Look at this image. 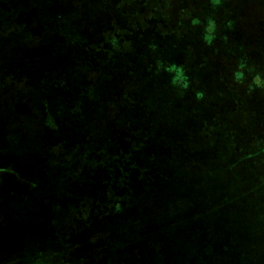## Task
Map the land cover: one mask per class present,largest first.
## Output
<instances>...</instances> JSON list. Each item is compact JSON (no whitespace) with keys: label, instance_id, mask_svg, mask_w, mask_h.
<instances>
[{"label":"crops","instance_id":"crops-1","mask_svg":"<svg viewBox=\"0 0 264 264\" xmlns=\"http://www.w3.org/2000/svg\"><path fill=\"white\" fill-rule=\"evenodd\" d=\"M39 20L43 18L39 17ZM24 46L20 56L25 54V59L10 52L0 56V69L4 65V71L0 72V102L7 100L8 103L0 105V264L38 261L46 264H152L164 246L163 233L178 228L188 233L184 244L197 248L192 257H202L214 233L213 210H205V200L221 197L216 210L224 214L237 212L240 208L244 214L249 213L246 204L250 190L236 175L237 165L229 160L230 152L223 153L219 161V149L201 154L192 141L173 143L171 125H154L151 126L153 130L145 133L144 127L132 125L125 128L120 124L114 127V131L105 132V137L96 134L92 139L89 131L86 135L81 133L83 136L78 134L75 142L67 145L62 141L65 135H60L69 132L61 130L59 116L63 118L66 113L77 112L61 106V112H56L61 114L51 123L52 141L45 142L44 121L40 119L32 123L33 116L43 114L45 125L48 124L42 96L35 95V91L45 82L43 70L51 66L44 67L37 61L30 63L26 58L28 53H36L38 57L40 43L34 48ZM90 55L88 59H91ZM17 62L19 65L13 66ZM104 64L108 69V63L104 61ZM133 65L135 67L128 68L132 76L128 82L121 84L123 81L118 76L124 74L121 68L122 74L117 71L114 79L101 76L84 84L86 94L93 85L101 87V96L116 91V100L112 101L116 103L113 113H155L157 105L154 101H146V89L156 86L157 82L169 88L168 100L174 98L175 90L180 92V97L175 96V100L183 103V112H194L192 107L199 103L201 107L209 102L205 106L210 107L215 101L210 98L208 88L206 91L202 87V90L189 89L184 83L185 87L175 82L170 72L173 68L171 62L164 63V69L159 73L154 72L155 67L149 62H135ZM125 75L128 76L129 72ZM202 80L204 85L208 77L203 76ZM55 84H52L54 90ZM103 84L110 89L102 88ZM134 96L138 105L136 110L120 105L119 101L133 100ZM193 97L195 99L191 100ZM164 104H158L157 108L163 107L159 109L160 113H166ZM143 108L144 111L140 112ZM206 110L204 113L217 111L215 107ZM91 111L109 112L107 107ZM198 128L187 134H199ZM118 144L122 150H131V156L125 157L118 152ZM66 145L71 146L69 153L65 152ZM49 151L57 158L64 155L66 163H48ZM190 154L194 157L189 158ZM44 169L56 176V183L38 196L28 193L40 183ZM149 169H158L160 174L150 176ZM162 180L169 183L161 186ZM38 200L41 206L48 208L39 209ZM28 203H35L36 207L29 209L26 207ZM259 212L264 210L259 209ZM26 214L41 219L43 226L25 229L23 216ZM246 220L244 218L245 225ZM255 243L249 240L245 245ZM259 245L262 248L253 259L247 258L249 264H257L259 260L264 264V241ZM244 253L242 255L246 256Z\"/></svg>","mask_w":264,"mask_h":264},{"label":"rangeland","instance_id":"rangeland-1","mask_svg":"<svg viewBox=\"0 0 264 264\" xmlns=\"http://www.w3.org/2000/svg\"><path fill=\"white\" fill-rule=\"evenodd\" d=\"M0 1L11 3L14 5V9L21 13H24L22 10L31 11L32 19L34 21L38 19L40 25V27L38 26L40 31L38 40L41 44L38 57H36V53H28L26 58L28 57L30 63L37 61L44 67L51 66L49 69L55 77L53 80L56 83V90L52 85L53 82L45 80L43 86L35 91V95L42 96L43 110L46 113H52L53 118L61 114L56 113L58 110L61 112V106H63L62 108H72L77 112L66 113L63 118L59 116L61 118V130L72 134L78 131L77 134H74V140L78 134L83 136L79 132L81 129L84 130L85 135L92 130L91 133L97 132L98 137H105L110 131L115 130L116 125L126 126L130 123L131 117H134L135 114L142 116V113H113L116 110V103L112 101L116 100L114 95L116 91L114 93L110 91L107 96H101L99 92L101 87L93 85V96H88V93L85 92L87 86L84 84L93 82L94 78L103 76L114 79L118 72L122 74L120 68H115V64L108 63V69H106L107 66L104 61L94 59V54H91V59H88L89 56L87 57L83 53L85 42L87 40L96 42L101 31L105 29L110 31L113 29L112 26L122 28L138 24L141 21L145 28L143 35L150 31V35L157 42L151 50H147L149 43L146 36L141 37L139 43L136 42V37H131V42L127 44L129 45L128 48L136 46L143 52L133 54L128 58V61H132L133 64L135 62L155 61V59L161 62H175L177 57H175V51L184 44L189 52L197 51L196 47L208 48L211 51L209 57L215 62L231 64L236 72V89L241 91V95L236 101V113H233L232 110L230 113H226L224 110V113H204L205 117L204 114L193 116L195 113H201V111L183 112V103L175 100V96L180 97V92L175 90L173 92L174 98L168 100L169 88L160 85L158 82L151 89H146V101L148 103L154 101L157 107L158 104L165 103L163 106H165L166 113L173 115V125H178L179 122L180 124L188 122V126L184 130L177 126L179 127L177 130L183 132L179 134L181 141L184 144L187 141H192L201 154H208L219 149V161H221L223 153L227 151L232 153L233 150L240 151L245 148L248 155L261 156L257 160H242L237 165L238 173L236 175L243 179L246 188L250 190L247 192L250 195L246 204L248 205V214H244L241 208L237 212L228 214H224L220 210L217 211L216 207L221 203V197L205 200V210L208 212L213 210L211 217L214 233L207 248L208 251L209 249L212 251L204 257L202 264H245V262L239 261L244 252L248 259H253V256L258 253V249L260 251L262 248L259 244L264 241V212H259V209L264 210V149L259 154V148L262 146L259 143L264 137V102L260 99L264 98V0H164L166 5L159 0H156L155 3L151 0H137L139 2L136 0ZM156 12L158 13L155 14ZM39 17L43 20H39ZM164 33L171 36L163 37ZM21 51L13 49L9 50L8 53H14L18 58H21L25 55L20 56ZM200 56L204 55L197 53L189 54L186 57L189 62L207 60V58ZM88 61L90 65L87 64ZM18 65L19 62L13 66ZM187 69L195 73L191 67H187ZM125 70L123 72L124 74L129 72L128 76L118 75L123 81L121 84L132 79L131 71H128V68ZM139 72L142 74L141 70ZM205 72H198L197 75L200 78L203 76L207 78L208 75ZM180 74L179 71V76H181ZM44 77L47 78L46 75ZM157 77L159 80L162 79V76ZM64 79L70 80L64 81ZM203 83L204 81L201 83V87L206 90L208 88L210 98H215V84L209 80L205 81L206 84L202 85ZM107 87L104 84L102 86V88ZM126 87L133 88L130 85H126ZM108 88L110 89V87ZM180 90L183 92L184 88L181 86ZM244 97L245 99L250 98V100L244 101ZM136 101L134 96L133 100L125 101L124 99L119 102L120 105H128L130 110L133 108L136 110L138 108ZM224 103V100L219 102V107H222ZM106 107L108 113H90L91 110H104ZM157 107L154 114H157L156 116L164 123L163 120H167V117L164 116L165 113H160V108ZM216 114L221 117V122L213 123L212 131L205 135L187 134L190 127L192 130L195 129L193 125L205 128L209 120L213 116H217ZM146 121L148 120L146 113H144L141 122L144 124ZM99 126H102V129ZM71 129L75 131L73 132ZM63 135L66 134L60 136ZM60 156L61 158H57L52 151H49L48 163L61 165L66 163L67 158H63L64 155ZM41 160L45 164L43 159ZM171 174H175V171H171ZM55 183L56 176L50 175L49 170L44 169V176L40 177V183L28 193L38 196L39 193L47 191ZM168 183V180H162L159 185L165 186ZM220 195H222V191ZM26 207L34 209L36 204L28 203ZM37 207L42 210L48 208L45 205L41 206L39 200ZM32 214L23 216V227L28 230L33 227L41 228L43 226L42 220L32 216ZM244 218L247 219L246 225L251 224L250 227H246ZM163 235H165L164 246L153 263L183 264V261L187 259L184 263L187 264L197 251L194 245L187 247L184 244L187 242L188 233L178 228L167 230ZM249 240L256 243L253 246L245 245L246 242L249 243ZM162 250L164 255H162ZM32 264L46 263L38 261Z\"/></svg>","mask_w":264,"mask_h":264},{"label":"trees","instance_id":"trees-1","mask_svg":"<svg viewBox=\"0 0 264 264\" xmlns=\"http://www.w3.org/2000/svg\"><path fill=\"white\" fill-rule=\"evenodd\" d=\"M137 1V0H136ZM141 1V0H140ZM153 3L156 2V0H151ZM162 4L166 5V2H164V0H159ZM139 2V1H137ZM24 13L19 12L17 9H14V5H12L9 2H2L0 1V56L4 57V54L6 56V54L8 53L9 50H22L24 48H22L21 45H25L24 47L28 46V48H34L35 46L39 45V40L38 37L36 35L39 36L40 32L38 30V22H35L32 18H33V14L31 11H25L22 10ZM158 12H156L155 14H157ZM137 24V23H136ZM133 24V25H129V26H125L122 28H116L112 26V30H108L105 29L104 31H101L98 40L95 42H89L88 40L85 42V45L83 46V53L86 56H89L90 54H87L85 52H91L92 54H94V59L96 60H100L102 59L103 61L107 62V63H112V64H117L116 67L120 68L121 67L125 70L126 68L131 67H135L133 65V63H131L132 61H128V58L131 55H135V54H141L143 53L141 51V49H139V47L136 48V46L133 47H129V45H127L129 42H131V37L133 38H137V43L140 42V38L143 36H146L148 38L147 42L149 44H147V50H151L155 43L156 40L154 39V37H152L150 35V31H148L146 33V35L144 34L145 28L142 25V22L139 21L138 24ZM138 26V29L136 30ZM110 29V28H109ZM34 30V31H33ZM147 30H150L147 28ZM143 32V33H142ZM36 33V34H35ZM150 35V36H149ZM166 33H164L162 36L163 37H167V36H171V35H167ZM21 43V44H20ZM8 45V46H7ZM20 46V47H18ZM6 49V50H5ZM197 49V51L195 50ZM192 52H189L186 47L185 44L181 47H179L176 51H175V57L176 60L175 62H172V69L170 70V72H172L173 75V80L177 83H181L183 85H186L189 87V89H201V83L203 82L202 78L199 77V75H197L198 72H205L208 75V80L211 81V83H214L216 86V97H215V101L211 102L210 107H206L207 103L209 102H205V105H202L200 107V103L193 106L192 110L194 112H198L201 111V113H195V115L193 116H199L200 114H204V111H207L206 108L209 110L210 108H214L215 107V113H224L223 111L225 110L226 113H230V111L232 110L233 113H236L237 111V106H236V101L237 98H239V95H241V91H238L236 89V72L235 69L231 66L230 63L228 62H224V63H218L215 62L212 58L209 57V52H211L208 48H204L202 47H196ZM194 52V53H193ZM200 53V55H204V56H200V57H204L207 58L206 61L204 62H197V61H192L189 62L187 61V55L189 54H197ZM89 58V57H88ZM158 59H155V61H150L149 63L151 64L152 67H155L154 72L155 73H159L161 72L164 67L163 64L166 63L165 61L161 62V61H157ZM168 63V62H167ZM181 65H183L182 67H180ZM115 67V68H116ZM187 67H191L195 73H192L191 71H188ZM151 69V67H148ZM182 68V69H181ZM112 69H114V67H112ZM4 71V65H1V69L0 72ZM45 73V75L47 76V78H45V80H50V82L54 83V76L51 74V69H44L43 70ZM126 71V70H125ZM153 71V70H152ZM179 71H180V75L179 76ZM125 75V74H123ZM176 80H175V79ZM183 85V86H184ZM185 87V86H184ZM203 90L206 91V89L203 88ZM93 92V93H92ZM246 96V93H244ZM93 96L94 95V86L90 87V90H88V96ZM203 97V95H201ZM263 97H264V93H263ZM220 98V99H219ZM195 98L193 97L191 100H194ZM262 99V102H264V98H260ZM221 102L222 100H224V105H222V107H219V102ZM243 100H250L249 99H245V97L243 98ZM6 101H1L0 105H8V103L6 104ZM199 108V109H198ZM144 108L140 111L143 112ZM52 113H48L46 115V119H48V124L45 125V115L43 116V114L38 115V116H33V123L35 121L39 122V120L41 119V121H44V134H43V138L46 139L45 142H51L52 141V131H51V123L54 121L53 116L51 117ZM194 114V113H193ZM134 115V114H133ZM157 114L154 113H146V118L148 120V122L144 124L141 122V118L142 116H144V113H142V116L139 114H135L134 117H131V122L128 123L125 128L127 127H131L132 125L137 126V127H144L145 133L148 131L153 130L151 126L154 125H162V120L159 119L157 116ZM217 115V114H216ZM49 116V117H48ZM165 117H167V120H163L164 124H168L171 125L173 130L172 132L174 134H172V140L173 143H183V141H181V136L179 134H182L183 132L180 130H177V128H181L184 130V128H186L188 126V122H184L182 124H175L173 125V120H172V114L171 113H165L164 114ZM164 117V118H165ZM171 117V118H170ZM205 117V114H204ZM221 117L217 116H213L209 122L208 125L203 128L200 127L199 128V135H205L206 133L210 132L213 130L214 125L213 123H220L221 122ZM196 119V118H195ZM14 120V119H13ZM15 121V120H14ZM13 121V122H14ZM187 124V125H186ZM38 126V125H37ZM90 126V124H89ZM179 126V127H177ZM194 128H196L195 125H193ZM192 126V127H193ZM148 127V128H147ZM150 128V129H149ZM80 129V128H79ZM72 130V129H71ZM148 130V131H147ZM190 131H193L190 127L189 129ZM73 131V130H72ZM75 131V130H74ZM73 131V132H74ZM83 129H81L79 132L83 133ZM92 132V130H91ZM78 131H75L74 134H77ZM97 132H93L92 134H90L91 138L93 139V137L96 136ZM74 134L72 133H67L62 139V141H64V144H73L74 141ZM69 135V136H68ZM144 135V134H143ZM264 139V137H263ZM262 139V140H263ZM70 140V141H69ZM259 143L262 146H260L259 148V154L262 153V150L264 149V140ZM80 141L81 138H80ZM128 141V140H127ZM88 143V142H86ZM65 149V152H70L71 151V146H67ZM89 145V144H88ZM91 148H94L93 146ZM187 148V147H185ZM118 152H121L125 157L131 156L132 151L128 150V149H123L122 150V146L118 144L117 146ZM256 149V148H255ZM250 150V149H249ZM195 151V150H194ZM247 150H245V148H242L240 151L239 150H233L232 153H230L229 156V160H231L232 162H234L235 165H238L242 160H257L260 159L259 155H255V156H251L248 155L246 153ZM180 152V151H178ZM131 153V154H130ZM264 153V152H263ZM74 156H76L74 154ZM137 156V155H136ZM191 157H194L193 155H189ZM237 169V166H236ZM157 170V171H156ZM155 171H153V169H149L148 172L150 173V176H157L160 174V171H158V169H156ZM238 173V171H237ZM161 179V178H160ZM78 235L79 237H81V230L78 231ZM212 250L209 249L206 250L203 254L204 256H200V257H192L191 261H189L187 264H202V261L204 259V257L208 254V252H211ZM198 259V260H196ZM239 261H243L245 262V264H249L247 262V257L246 256H241ZM260 261V260H259ZM259 261L257 262V264H260ZM262 264V263H261Z\"/></svg>","mask_w":264,"mask_h":264}]
</instances>
